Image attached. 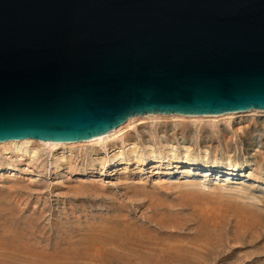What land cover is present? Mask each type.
Here are the masks:
<instances>
[{"label":"rangeland","instance_id":"374dc122","mask_svg":"<svg viewBox=\"0 0 264 264\" xmlns=\"http://www.w3.org/2000/svg\"><path fill=\"white\" fill-rule=\"evenodd\" d=\"M186 121L0 147V264H264V147Z\"/></svg>","mask_w":264,"mask_h":264},{"label":"water","instance_id":"95a60500","mask_svg":"<svg viewBox=\"0 0 264 264\" xmlns=\"http://www.w3.org/2000/svg\"><path fill=\"white\" fill-rule=\"evenodd\" d=\"M264 111V0H0V142Z\"/></svg>","mask_w":264,"mask_h":264},{"label":"bare ground","instance_id":"6f19581e","mask_svg":"<svg viewBox=\"0 0 264 264\" xmlns=\"http://www.w3.org/2000/svg\"><path fill=\"white\" fill-rule=\"evenodd\" d=\"M148 119H160L163 121L164 120H181V121L189 120L194 123L197 121H202V120H210V121L212 120L222 121L223 120L225 122L230 121L232 122V124L235 123L236 125L240 124L241 122L243 123L245 122V123H248V126L250 125L251 127L250 129H247V130L244 129L246 133V137H247L246 140L250 142V144L258 148L264 147V111L262 110H248L245 112L226 113V114H222L218 116H182V115H175V114H172V115L152 114V115L135 116V117L128 118L123 124L119 125L118 127L106 133L105 135L100 136L96 139L89 140V141L74 142V143H55V142H47V141H37L33 139H22V140H17V141L0 142V147H4L7 145H13V146L19 147L20 145L22 146V144H25V145L29 143L31 144L32 141H34V145L36 144V146L45 145L50 148H55L58 146H65V145L73 146L75 144L77 145L99 144V143H104L109 138L116 137L117 135H122L121 134L123 133L122 131L125 129H128V127H131V125L133 126V124L134 126L136 125L140 126V125L145 124L144 122ZM161 135L164 140L170 142V140L172 141V138H173V129L171 127L170 128L165 127ZM180 138H182L181 142H183L184 138L181 137V135H180ZM124 139L127 141H132L133 136L130 134L129 135L126 134V138Z\"/></svg>","mask_w":264,"mask_h":264}]
</instances>
